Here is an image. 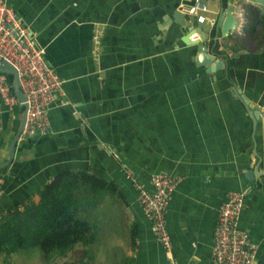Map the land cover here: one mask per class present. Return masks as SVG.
<instances>
[{
  "label": "crops",
  "instance_id": "0c3cea01",
  "mask_svg": "<svg viewBox=\"0 0 264 264\" xmlns=\"http://www.w3.org/2000/svg\"><path fill=\"white\" fill-rule=\"evenodd\" d=\"M195 1H7L64 83L50 131L21 137L1 172L0 218L38 202L64 173L95 175L116 192L88 200L81 214L95 226L93 245L78 247L70 263L54 255L41 264H213L219 211L232 190L243 193L239 228L257 246L255 264H264V39L254 22L264 12L248 11L237 34L211 42L209 52L224 62L212 73L196 63L204 45H185L175 20ZM226 2H205L207 37ZM244 99L263 112L256 127ZM22 114L0 95V164ZM159 174L182 179L166 212L170 252L138 201ZM0 247L11 252L1 264L29 250L1 224Z\"/></svg>",
  "mask_w": 264,
  "mask_h": 264
},
{
  "label": "built area",
  "instance_id": "2783aa9c",
  "mask_svg": "<svg viewBox=\"0 0 264 264\" xmlns=\"http://www.w3.org/2000/svg\"><path fill=\"white\" fill-rule=\"evenodd\" d=\"M7 1L0 0V62L6 60L14 65L27 98V122L22 137L46 135L51 127L50 111L57 96L63 94L64 82L45 60L43 50L38 48L30 30ZM209 12L205 2L196 0L187 16L198 23H206ZM0 95L10 107L20 105L8 76L1 72ZM181 180L177 175L159 174L151 180V191L139 190V205L152 224L156 240L167 252L171 251L172 242L166 226V212ZM2 195L0 188V198ZM243 207V193L229 191L214 231L213 264H255L257 246L239 228Z\"/></svg>",
  "mask_w": 264,
  "mask_h": 264
},
{
  "label": "trees",
  "instance_id": "16d2710c",
  "mask_svg": "<svg viewBox=\"0 0 264 264\" xmlns=\"http://www.w3.org/2000/svg\"><path fill=\"white\" fill-rule=\"evenodd\" d=\"M254 22L261 27L258 35L264 39V17H255ZM112 189V185L89 173L60 174L40 190L38 202L29 201L7 211L0 224L12 232L17 248L39 247L46 259L68 254L74 257L78 247L91 246L97 240L95 226L81 215L88 200L109 192L114 196ZM10 253L0 247V260Z\"/></svg>",
  "mask_w": 264,
  "mask_h": 264
},
{
  "label": "water",
  "instance_id": "95a60500",
  "mask_svg": "<svg viewBox=\"0 0 264 264\" xmlns=\"http://www.w3.org/2000/svg\"><path fill=\"white\" fill-rule=\"evenodd\" d=\"M200 1L206 2L208 0ZM253 10L264 12V0H227L225 7H223L219 15L215 34L208 37L204 31L205 23L195 22L187 16L188 9L184 7L179 8L175 13V20L181 26V31L183 33L182 41L185 45L197 46L199 48L201 45H204L203 48L197 52V65L215 73L216 70L223 67L224 62L217 60L216 56L209 52L211 42L225 41L237 34L244 24L243 20L245 16H247L248 11ZM195 36H198L197 39H194ZM0 72L11 77V87L15 96L19 99L20 107L23 110L21 125L10 145L9 157L3 164H0L1 178V172L7 169L14 160L17 143L22 137V132L27 122L28 105L26 103L27 98L21 89L19 73L14 65L6 60H2L0 62ZM244 101L246 102V109L256 127L258 122L262 119L263 112L261 110H256L246 99H244ZM251 177V174H248L250 180L252 179Z\"/></svg>",
  "mask_w": 264,
  "mask_h": 264
},
{
  "label": "rangeland",
  "instance_id": "374dc122",
  "mask_svg": "<svg viewBox=\"0 0 264 264\" xmlns=\"http://www.w3.org/2000/svg\"><path fill=\"white\" fill-rule=\"evenodd\" d=\"M43 256L45 257L43 251L39 247L29 249L28 251H24V253H21L19 255L15 264H41ZM65 257L66 258L68 257L67 261H68V263H70V261L72 260L71 254H68ZM5 264H7V263L5 262Z\"/></svg>",
  "mask_w": 264,
  "mask_h": 264
}]
</instances>
